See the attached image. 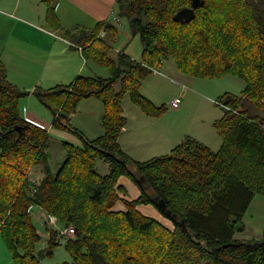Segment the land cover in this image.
Returning a JSON list of instances; mask_svg holds the SVG:
<instances>
[{"label": "trees", "instance_id": "obj_1", "mask_svg": "<svg viewBox=\"0 0 264 264\" xmlns=\"http://www.w3.org/2000/svg\"><path fill=\"white\" fill-rule=\"evenodd\" d=\"M192 1L116 0L118 17L141 38L142 57L121 53L115 60L101 37L117 35L113 22L67 29L53 0H44L47 25L82 48L85 60L107 69L108 78L80 74L69 84L31 92L9 81L0 58V234L16 264H46L43 256L59 242L50 230L48 247L36 252L41 236L32 220L35 207L75 229L65 245L72 262L64 264H264V239L235 238L246 230L255 196H264V0H203L193 20L174 21ZM169 59L183 74L232 75L245 88L241 95L218 97V151L186 135L168 154L137 161L119 143L128 122L123 100L128 94L146 115H163L165 105L144 96L141 87ZM30 94L51 112L52 127L81 141L63 142L65 159L56 170L49 164L47 127L22 116L20 102ZM90 98L103 104L104 133L93 139L71 123L79 103ZM99 160L109 165L108 173L98 172ZM40 165L44 176L32 181ZM122 177L139 189L136 198L121 197ZM144 205H153L172 226L141 211Z\"/></svg>", "mask_w": 264, "mask_h": 264}, {"label": "rangeland", "instance_id": "obj_2", "mask_svg": "<svg viewBox=\"0 0 264 264\" xmlns=\"http://www.w3.org/2000/svg\"><path fill=\"white\" fill-rule=\"evenodd\" d=\"M117 18L120 22L112 20L115 22L118 29L117 35L115 36L114 33L108 32V35L104 37V39L112 46L113 50L111 56L117 60L121 53H125L127 55H132L138 60L141 59L142 42L139 34L134 33L127 18H121L118 17V15ZM47 28L51 29L49 26H47ZM102 33L105 34V32ZM61 59L63 58H60V60ZM88 62L89 66L85 68L82 75L104 78L111 76L107 69L93 60H89ZM64 63L68 68L69 63L66 62V60ZM178 71L174 60L169 59L168 62H165L162 68L160 67L155 73L151 74L143 81L141 92L145 95L151 96L158 105H165V108H167V111L160 116L163 117L161 121L159 120L160 117H151L143 113L142 110L132 102L128 94L125 96L123 100V109L126 116L129 118V125L127 128L128 130L140 129L142 123H139V115H142V117H145L146 119H151L149 121H151L152 124L158 125L159 122L160 124L158 126L170 129L177 138H183L185 133L193 135V137L201 140L213 151H218L222 139L218 134L214 123L220 119L223 114L220 107L221 105L218 103V97L226 92L241 95L245 88V82L232 75L216 79H203L192 77ZM56 82H61V80ZM115 89H120L118 84H116ZM177 98H181L182 102L180 107L172 108L171 102ZM22 104L23 105L20 107L22 116L27 115V112L31 114L34 113L35 116L43 122H46L47 126H49L47 127L49 132L47 152L49 153V164L53 170H56L65 159L66 150L63 147V142L73 141L80 144L81 141L79 137L71 132L52 127L53 116L51 112H49L36 97L23 98ZM102 115L103 104L100 100H83L80 102L77 112L72 115L71 123L81 131L83 129V133L85 131L90 136H93V138H96L100 135H97L98 132L91 130V128L95 125L101 129L102 134L104 133L101 124ZM86 119L87 121L83 124V121ZM127 138L130 139L131 135H127ZM96 168L101 174L109 172V165L102 160L97 162ZM129 168L132 171H136L135 166L132 164ZM31 176L32 181L35 179L39 181L44 176L42 165L35 167ZM121 183L126 186V192L124 193L127 198H133L140 194L139 189L127 177H122ZM145 213L150 215L155 214L154 216L161 222L172 226L171 222L168 219L163 218L153 205L147 206L145 208ZM47 217L48 213L44 210H40L38 207L34 208L32 220L36 226L37 232L41 236V240L36 245V252L45 251L48 247L50 230H56L48 225V223L46 224L45 221H47ZM58 223L60 224L58 228H61L62 224L60 222ZM244 223L246 230L243 233H237L235 235L236 239L243 242L264 239V196H255L245 214ZM74 236L60 239L53 249V254L50 256H43V262L46 264H64L72 262L71 254L66 250L65 245L66 241L70 238H74ZM19 253L22 252L19 251ZM0 264H16L14 255L5 244L1 234Z\"/></svg>", "mask_w": 264, "mask_h": 264}, {"label": "crops", "instance_id": "obj_3", "mask_svg": "<svg viewBox=\"0 0 264 264\" xmlns=\"http://www.w3.org/2000/svg\"><path fill=\"white\" fill-rule=\"evenodd\" d=\"M53 2L63 27L67 29L76 25L92 28L100 21H111L114 24L115 22L112 20L120 22L117 18L116 0H53ZM45 17L44 0H0V58L7 68L9 81L19 88L31 92L39 85L48 88L59 83L69 84L89 66L88 60H85L83 56L82 48H73V45L57 32L48 29ZM107 35L105 32L101 37L104 38ZM129 56L137 59L130 54ZM60 58L63 59L60 60ZM65 60L69 63L68 68L64 63ZM59 80L61 82H56ZM141 93L143 94V92ZM143 95L157 104L151 96ZM28 97L32 98L33 95L30 94ZM21 105H23L22 100L20 107ZM23 117H29L35 122L49 127L34 113L27 112V115H23ZM162 118L160 117L159 120L161 121ZM127 119L128 122L119 137V143L137 161H145L155 156L164 155V153L168 154L186 135H189L185 133L183 138H177L170 129L158 126L159 122L158 125L152 124L149 121L151 119H146L142 115H139V123H142L140 129L128 130L129 118L127 117ZM86 121L87 119L83 121V124ZM91 130L97 131V135H102L101 129L95 125ZM84 133L89 138H93L87 132L84 131ZM129 134L131 135L130 139L127 138ZM190 136L193 137V135ZM68 142L79 145L73 141ZM121 179L119 183L126 188L121 183ZM121 197L127 198L125 193H121ZM147 206L150 205L139 206V208L145 213Z\"/></svg>", "mask_w": 264, "mask_h": 264}, {"label": "built area", "instance_id": "obj_4", "mask_svg": "<svg viewBox=\"0 0 264 264\" xmlns=\"http://www.w3.org/2000/svg\"><path fill=\"white\" fill-rule=\"evenodd\" d=\"M103 35H104V33L101 34V36H103ZM181 102H182L181 98H177L171 102V107L172 108H179ZM24 118L28 122L34 123V124H36L42 128H46L45 125L38 123V122H35L34 120H32L29 117H24ZM47 218H48L47 221H45L46 224L48 223V225H50L52 228L56 229L55 231L57 233V235H56L57 241H59L62 238H67L68 236H74L75 235V229L72 226L61 225V228H58L60 226V224L58 223L59 221H58L56 216L48 214Z\"/></svg>", "mask_w": 264, "mask_h": 264}, {"label": "water", "instance_id": "obj_5", "mask_svg": "<svg viewBox=\"0 0 264 264\" xmlns=\"http://www.w3.org/2000/svg\"><path fill=\"white\" fill-rule=\"evenodd\" d=\"M203 3H204L203 0H193L192 5L190 7L182 8L174 15L173 17L174 21L181 23L190 22L196 16L195 9L203 5ZM159 206L162 209L166 208L162 200L159 201Z\"/></svg>", "mask_w": 264, "mask_h": 264}]
</instances>
